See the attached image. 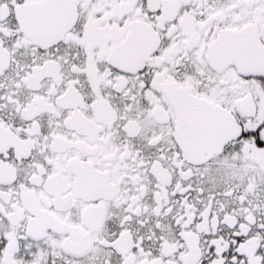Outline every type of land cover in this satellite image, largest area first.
<instances>
[{"label":"snow or ice","instance_id":"snow-or-ice-1","mask_svg":"<svg viewBox=\"0 0 264 264\" xmlns=\"http://www.w3.org/2000/svg\"><path fill=\"white\" fill-rule=\"evenodd\" d=\"M0 264H264V0H0Z\"/></svg>","mask_w":264,"mask_h":264}]
</instances>
